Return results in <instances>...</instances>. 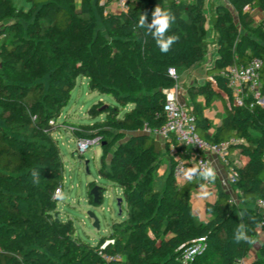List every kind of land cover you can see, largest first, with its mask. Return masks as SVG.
I'll list each match as a JSON object with an SVG mask.
<instances>
[{"label": "trees", "instance_id": "trees-1", "mask_svg": "<svg viewBox=\"0 0 264 264\" xmlns=\"http://www.w3.org/2000/svg\"><path fill=\"white\" fill-rule=\"evenodd\" d=\"M207 2L135 0L128 12L105 13L100 0H27V12L14 0H0V264H236L251 252L264 221V209L256 206L264 200V106L252 97L234 104L211 132L205 111L221 93L208 84L188 89L199 134L215 143L238 140L230 150L239 149L243 160L233 188L245 204L231 202L216 177L217 196L206 206L207 222L197 219L192 205V192L203 180L177 182L169 146L143 132L146 124L161 127L167 121L166 90L177 84L169 68L179 74L206 61ZM94 4L105 32L98 28ZM157 5L176 17L169 34H177L179 41L166 54L135 27L143 13L150 22ZM255 8L264 12V0H227L211 15L219 50L212 70L229 94L220 71L252 57L264 59V28L252 16ZM79 77L115 103L93 104L88 110L93 122L81 124L72 135L102 137L99 173L122 189L127 206L126 219L113 223L110 236L97 245L76 235L73 219L55 217L62 196L56 197V191L64 182L55 133L63 127L59 119ZM165 152L171 168L157 190L155 175ZM94 186L88 193L98 206L90 194ZM241 222L251 242H234ZM199 237L206 239V249L191 262L183 261V250ZM104 254L123 260L107 262ZM253 264H264V242Z\"/></svg>", "mask_w": 264, "mask_h": 264}, {"label": "built area", "instance_id": "built-area-1", "mask_svg": "<svg viewBox=\"0 0 264 264\" xmlns=\"http://www.w3.org/2000/svg\"><path fill=\"white\" fill-rule=\"evenodd\" d=\"M135 0H100V4L104 6L105 13L128 12L132 2ZM178 3H188L193 0H175ZM112 5V6H111ZM250 8L248 7L247 10ZM264 28V18L260 20ZM1 25V24H0ZM263 70L264 59L261 57H252L247 63H235L229 65L220 71L221 77L225 78L228 88L231 92L233 103L241 106L246 102V99L252 97L256 103L264 106L263 93ZM169 74L177 79L178 72L175 67L169 68ZM212 80L214 78H211ZM179 86L170 90H166L167 100L164 105V115L167 118L165 125L161 127H150L145 125L143 132L153 135L162 142L169 145L172 156L175 159L173 174L174 178L180 184L189 182L185 176V171L190 168L210 165L214 171H217L209 154H213L218 159L229 167L227 177H218L221 184L230 193L233 183L237 180L236 166H232L230 150L232 143L238 141L230 139L226 142L215 143L203 138L197 130V117L194 112L193 104L178 96ZM78 153L83 155L88 149L94 145H102V137L97 135L93 137L77 138ZM178 147H182L181 153ZM201 179L198 175L193 176L192 180ZM190 180V181H192ZM204 185L212 186L213 182L203 180ZM63 194V187H59L56 191V197ZM231 202L236 203L237 200L231 197ZM257 208L264 209V200H259L256 204ZM258 239L261 244L264 242V221L261 222L258 228ZM113 242L108 239L106 243ZM105 243V244H106ZM206 239L199 237L191 245L185 248L181 254V259L185 262H191L198 254L206 249ZM107 262L123 260V256L119 254H104ZM255 260L250 253L238 260L236 264H251Z\"/></svg>", "mask_w": 264, "mask_h": 264}, {"label": "rangeland", "instance_id": "rangeland-1", "mask_svg": "<svg viewBox=\"0 0 264 264\" xmlns=\"http://www.w3.org/2000/svg\"><path fill=\"white\" fill-rule=\"evenodd\" d=\"M218 3H227V0H208L207 2L209 51L206 63L209 65L214 63L219 51L211 20V15L216 12ZM251 12L258 22L264 18V12L260 13L255 10H251ZM94 13L99 30L105 32L103 16L95 4ZM235 16L238 21V13L235 12ZM200 68L199 75L214 73V71L207 72L206 67L201 66ZM185 81L186 75L184 73L178 76L179 86ZM101 100L105 104L115 103L109 95L97 91L92 92L88 86V79L79 77L72 92L70 103L59 119V123L63 127L55 133L64 161V188L59 200V217L63 221L69 218L73 219L76 226V235L92 245H97L101 239L108 238L112 232L113 223L121 222L127 217L126 202H123L122 208L119 206V199L124 198L122 189L114 185L113 182L101 177L99 173L102 146L99 144L94 145L86 153L80 155L77 150L78 143L72 137L73 129L79 128L81 124L93 122L88 110L93 104ZM164 159L162 168L155 175L157 190H160L164 185L166 175L170 170V158L167 152L164 153ZM92 184L104 188L103 202L99 206H95L90 201L88 186L90 187ZM89 212H93L99 219V229L94 227V221L89 217ZM254 251L256 252V258L259 249H254Z\"/></svg>", "mask_w": 264, "mask_h": 264}, {"label": "crops", "instance_id": "crops-1", "mask_svg": "<svg viewBox=\"0 0 264 264\" xmlns=\"http://www.w3.org/2000/svg\"><path fill=\"white\" fill-rule=\"evenodd\" d=\"M14 2L18 7H21L23 5H27V0H22V2H21V0H14ZM251 10H253V11L255 10L256 12L258 11L260 13L263 12L260 8H255V9H251ZM252 16H253V14H252ZM217 57H218V54H217ZM217 57L215 58V61H216ZM207 58L208 57H206V59ZM215 61L212 65H209L208 63H206L207 61H204V62L199 63L198 65H196L192 68L180 71V73H179L180 75L183 73L186 75V81L183 82L182 84H180V86H179L178 81H177V84L179 86L178 96L182 99H187V100L191 99L190 94H189V90H188L189 87L197 86V85H203V84H208L221 93L220 97L215 99L212 102V104L205 111L207 117L209 118V120L211 121V124H212L211 129H210L211 132H214L216 127H218L222 123L224 116L227 114V112L229 110L232 109V107L234 105L231 94H229L227 91L221 89L218 86V84L214 78V74L208 73L206 75H199V71L201 70V68H200L201 66L206 67L207 72H212L213 71L212 69L214 68ZM211 78H214V79L212 80ZM198 100L203 101V97L200 96L198 98ZM72 137L77 141L76 137H74L73 135H72ZM156 139L159 142H161L162 145L166 148V146L168 144L162 142L158 138H156ZM170 153H171V151H170ZM209 157L212 159V161L214 163V166H215L216 171H217V176L218 177H227L229 174V170H230L229 167L227 165H225L224 163H222L218 159V157H216L215 155L209 154ZM230 159H231L230 164L232 166L235 165L236 167H239L240 165L243 164V160L240 157V150L239 149L235 150L232 153ZM170 168H171V166H170ZM160 174H162V173L160 172ZM230 195H231V197L235 198L238 203L245 204V202H246L245 198L243 197L241 192H239L235 188L231 187ZM216 196H217V192H216L214 183L212 186H206V185L198 186L193 190V192H192V205L194 208V213L200 222H207L211 218V216L207 213L206 206L209 202H213L216 199ZM123 202H125V199L123 200ZM260 246H261V242L257 238L254 241L253 247H252L251 252H250V254L253 257H255V255H256V252L254 251V249L258 250V249H260ZM256 258H255V260H256Z\"/></svg>", "mask_w": 264, "mask_h": 264}, {"label": "clouds", "instance_id": "clouds-1", "mask_svg": "<svg viewBox=\"0 0 264 264\" xmlns=\"http://www.w3.org/2000/svg\"><path fill=\"white\" fill-rule=\"evenodd\" d=\"M23 7L24 11L27 12L30 5H23ZM175 19V15L169 9L157 5L151 13V21L148 22L147 13H143L139 16L138 24L135 27L143 29L145 39L151 37L159 51L166 54L170 51L172 45L179 41L177 34H169V29ZM184 174L189 181L196 175L208 182H214L216 178V172L210 165L187 169ZM32 177L35 182H38L39 172L33 169ZM241 216H243V213H241ZM233 239L235 243L251 242V238L247 234V226L244 223L241 222L237 225Z\"/></svg>", "mask_w": 264, "mask_h": 264}, {"label": "water", "instance_id": "water-1", "mask_svg": "<svg viewBox=\"0 0 264 264\" xmlns=\"http://www.w3.org/2000/svg\"><path fill=\"white\" fill-rule=\"evenodd\" d=\"M103 192H104V188L100 185H95L90 191V194L93 196V202L97 204L98 206L101 205V203L103 202V194H104ZM123 200L124 198L119 199L120 208H122ZM88 215L94 221V227L99 229L100 222H99V219L96 217V215L93 212H89ZM55 217L57 220H59V212L55 213Z\"/></svg>", "mask_w": 264, "mask_h": 264}]
</instances>
